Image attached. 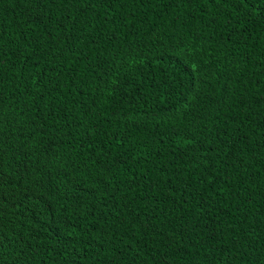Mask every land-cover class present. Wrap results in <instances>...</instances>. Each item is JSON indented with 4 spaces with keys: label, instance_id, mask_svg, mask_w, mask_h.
I'll list each match as a JSON object with an SVG mask.
<instances>
[{
    "label": "trees",
    "instance_id": "trees-1",
    "mask_svg": "<svg viewBox=\"0 0 264 264\" xmlns=\"http://www.w3.org/2000/svg\"><path fill=\"white\" fill-rule=\"evenodd\" d=\"M0 264H264V0H0Z\"/></svg>",
    "mask_w": 264,
    "mask_h": 264
}]
</instances>
